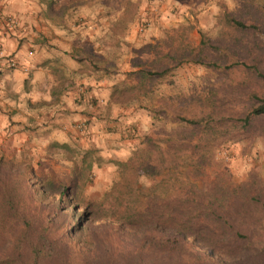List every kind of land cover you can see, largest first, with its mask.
I'll list each match as a JSON object with an SVG mask.
<instances>
[{
  "label": "trees",
  "instance_id": "trees-1",
  "mask_svg": "<svg viewBox=\"0 0 264 264\" xmlns=\"http://www.w3.org/2000/svg\"><path fill=\"white\" fill-rule=\"evenodd\" d=\"M217 4L215 38L200 31L192 44L166 32L143 46L152 54L148 61H131L127 75L135 82L114 84L109 95L120 103L147 96L183 62L218 72L189 94L160 93L140 104L150 123H173L162 139L185 140L193 174L212 163L215 135L245 141L264 135V38L258 34L264 7ZM228 91L242 103L226 115L221 98ZM126 126L134 135V124ZM181 150L144 134L115 161L118 177L97 200H79L67 184L37 179L29 164L18 168L0 157V264H264V182L247 177L231 184L226 172H215L200 188L187 175L173 178L184 161ZM159 173L148 186L141 182ZM157 182L162 193L155 192Z\"/></svg>",
  "mask_w": 264,
  "mask_h": 264
},
{
  "label": "rangeland",
  "instance_id": "rangeland-1",
  "mask_svg": "<svg viewBox=\"0 0 264 264\" xmlns=\"http://www.w3.org/2000/svg\"><path fill=\"white\" fill-rule=\"evenodd\" d=\"M20 1H26L27 3L24 7L25 12L30 14L27 25L34 32V38L39 40L40 43L55 47L57 43H47V37H40L41 34H44L42 31L51 27L69 32L66 37L60 39L63 40L67 49L73 51V55L81 61L80 64L89 69L95 68L97 73L104 70L105 77L115 79V84L119 85L135 82L133 76L127 75V72L133 68L131 61H148L152 54L147 51L143 52V46L154 43L157 38L164 36L166 32L173 35L178 33L182 39L196 44L199 40L200 31L206 33L209 38H215L220 28L215 23V15L219 8L217 0ZM223 1L229 8L241 4H244V6L250 5L251 8L257 4L264 7V0ZM17 10L22 12L23 9ZM262 11L263 29L258 30V34L261 38H264V8ZM90 19L92 20L90 21ZM60 39L54 38V42H58ZM35 43L29 39L26 40L25 50L31 49L30 58L34 59L37 56L34 61L38 63L41 60L38 52L39 43H37V46ZM218 76V72L202 64L183 62L173 68L169 74L162 77L156 89L148 93L147 96L135 95L130 98V101L126 98V106L131 107L135 104L138 108H142L140 104H144L148 99L153 100L155 95L160 93L171 95L189 94L200 83L215 80ZM77 90L83 93L82 87ZM100 94L95 95L96 97L92 102H86L85 99H88V96L84 94L80 98L90 104L86 108H93L92 111L96 112L98 110L99 112L105 106L104 98ZM99 98H101L100 101ZM221 102L224 113L229 115L234 108H238L242 103V97L235 94V92L228 91L222 96ZM147 120L146 123H143L144 125L141 121L140 126L133 130L134 133L138 131V138L148 134L161 147H164L166 143H172L182 148L181 156L184 161L178 167L173 178L184 179L187 175L188 179L200 188H206L212 183L215 172H226L227 180L231 184L247 177H257L264 182V135L262 133H257L248 141L215 135L213 143L210 144L212 163H202L199 172L193 174L187 160L185 140L177 138L174 134L167 142L162 139L168 134L173 123L166 122L162 124L159 120L150 123V119ZM110 121L107 120V122ZM31 145L33 146V144L20 145L18 153L9 150V148L5 150V147L3 149L0 147V157L18 168L30 163L37 179L47 177L54 184L61 182V180L63 183H71L72 164H76L78 166L77 182L75 186H71L70 193H75L79 200L86 198L96 200L107 187V178L112 176L109 165L87 169L84 163L81 162L80 151L81 149L84 150L86 145H71L70 149L59 148L58 151L63 152V157H60L62 153H58V155L47 156L46 161L42 158L40 162L39 156L42 154V147L36 149L38 152L35 153L36 151L29 147ZM75 146H78L79 149H76ZM93 154H97L96 151ZM61 159H63L62 162ZM85 160H87V157ZM46 173L48 174L44 175ZM161 176L162 173L156 174L154 178L143 177L141 182L148 186ZM173 178L169 180L172 181ZM163 190L164 187L158 185L157 182L155 192L162 193ZM85 225H88V222ZM91 226L106 230L103 225L94 224ZM125 238L133 239L128 235Z\"/></svg>",
  "mask_w": 264,
  "mask_h": 264
},
{
  "label": "crops",
  "instance_id": "crops-1",
  "mask_svg": "<svg viewBox=\"0 0 264 264\" xmlns=\"http://www.w3.org/2000/svg\"><path fill=\"white\" fill-rule=\"evenodd\" d=\"M26 4V1L20 0H0V44L6 53L12 54L20 63L18 68H3L0 76V147L17 153L22 144H33L29 147L35 153L38 152L36 149L42 147L40 162L42 158L46 161L47 156L58 153H62L60 157H63L59 148L86 145L84 150H79L85 168L109 165L112 172L101 197L118 177L115 161L124 160L130 153L131 145L140 139L138 131L129 135L126 125L133 123L138 127L141 121L142 124L146 123L152 116L135 104L127 107V102L120 103L109 97L115 79L105 77L104 70L97 73L95 68L89 69L80 64L81 61L60 39L69 32L48 27L42 31L44 34L38 33L40 37H47V43H57L55 47L34 38V32L27 25L30 14L25 12ZM17 9L23 10L18 12ZM6 13L15 14L18 23L6 25L1 18V14ZM54 38L60 41L54 42ZM28 39L36 42V46L39 43L41 60L38 63L34 61L37 56L30 58L31 49L25 50V41ZM28 51L31 53L28 54ZM80 86L83 93L77 90L81 89ZM97 92L103 96L105 106L99 112H94L93 108H86L90 106L86 102H92ZM82 94L88 96L86 102L80 98ZM94 151L97 154H93ZM71 171V183H64L69 186V190L77 182L78 166L72 164ZM42 179L52 182L47 177ZM59 183H63L62 180Z\"/></svg>",
  "mask_w": 264,
  "mask_h": 264
},
{
  "label": "built area",
  "instance_id": "built-area-1",
  "mask_svg": "<svg viewBox=\"0 0 264 264\" xmlns=\"http://www.w3.org/2000/svg\"><path fill=\"white\" fill-rule=\"evenodd\" d=\"M1 18L3 22L8 26H13L18 23V19L16 16L10 13L1 14ZM31 52L28 51V54ZM20 67V63L18 62V59L15 58L12 54L9 52L6 53L5 49L0 44V76L3 68H18Z\"/></svg>",
  "mask_w": 264,
  "mask_h": 264
}]
</instances>
